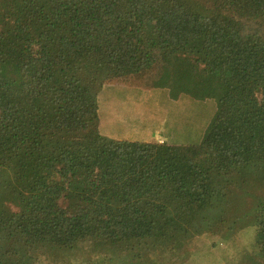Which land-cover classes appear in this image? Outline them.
Returning <instances> with one entry per match:
<instances>
[{
    "label": "trees",
    "instance_id": "1",
    "mask_svg": "<svg viewBox=\"0 0 264 264\" xmlns=\"http://www.w3.org/2000/svg\"><path fill=\"white\" fill-rule=\"evenodd\" d=\"M158 61L215 98L202 139L103 135V83ZM243 222L264 264V0H0V264H161Z\"/></svg>",
    "mask_w": 264,
    "mask_h": 264
},
{
    "label": "rangeland",
    "instance_id": "2",
    "mask_svg": "<svg viewBox=\"0 0 264 264\" xmlns=\"http://www.w3.org/2000/svg\"><path fill=\"white\" fill-rule=\"evenodd\" d=\"M176 76L174 68L158 61L149 69L106 80L98 94L100 132L116 139L198 143L217 104L213 97L193 98L188 90L178 91ZM194 81L197 78H190L186 87H192ZM224 233L196 234L178 250L164 252L159 260L161 264H262L255 246V226L243 222L229 239ZM107 246L94 248L93 243H86L66 257L49 254L48 259L44 255L40 259L43 264H83L90 260L110 264L115 262V255Z\"/></svg>",
    "mask_w": 264,
    "mask_h": 264
}]
</instances>
